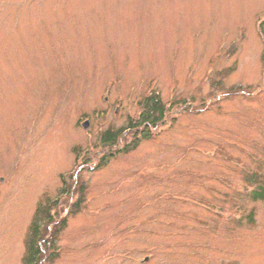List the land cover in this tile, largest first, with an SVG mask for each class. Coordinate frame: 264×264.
<instances>
[{
  "label": "rangeland",
  "instance_id": "obj_1",
  "mask_svg": "<svg viewBox=\"0 0 264 264\" xmlns=\"http://www.w3.org/2000/svg\"><path fill=\"white\" fill-rule=\"evenodd\" d=\"M263 180L264 0H0V264L81 183L44 264H264Z\"/></svg>",
  "mask_w": 264,
  "mask_h": 264
},
{
  "label": "trees",
  "instance_id": "obj_2",
  "mask_svg": "<svg viewBox=\"0 0 264 264\" xmlns=\"http://www.w3.org/2000/svg\"><path fill=\"white\" fill-rule=\"evenodd\" d=\"M141 106L142 109L137 118L130 120L127 125V127L139 129L138 136H135L132 142L123 146L121 148L123 150L129 146L134 147L142 138H149V133L146 132L147 129L156 127L166 117L167 108L160 96L155 92L144 96L141 100ZM125 129L126 127H121L115 131L106 130L100 137L101 143L110 146L116 144L117 138ZM121 149L119 148L117 151H121ZM109 155H113V153H109ZM85 188L86 186L83 183L79 185L78 194L68 214L80 210L83 202H85ZM62 194H59L55 198L46 196L37 204L29 226V234L26 239V250L22 264H44L47 256L50 260V258L53 259V257L55 258L58 255L57 240L66 224V216L68 215L61 217L56 214L57 218L55 217ZM250 196L253 200L264 199V180L262 183L255 184V188L251 190ZM250 215L252 219V213Z\"/></svg>",
  "mask_w": 264,
  "mask_h": 264
},
{
  "label": "water",
  "instance_id": "obj_3",
  "mask_svg": "<svg viewBox=\"0 0 264 264\" xmlns=\"http://www.w3.org/2000/svg\"><path fill=\"white\" fill-rule=\"evenodd\" d=\"M88 125H89V121H88V120H86V121H84V122L82 123V126H83L84 128H87Z\"/></svg>",
  "mask_w": 264,
  "mask_h": 264
}]
</instances>
